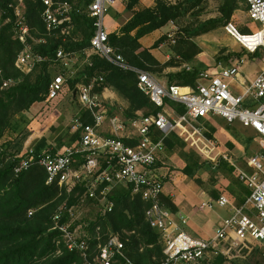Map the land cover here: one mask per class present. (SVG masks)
Segmentation results:
<instances>
[{"label":"built area","instance_id":"2783aa9c","mask_svg":"<svg viewBox=\"0 0 264 264\" xmlns=\"http://www.w3.org/2000/svg\"><path fill=\"white\" fill-rule=\"evenodd\" d=\"M26 0H15L10 7L13 10L14 29L24 50L17 58L16 67L29 74L44 61L41 55L31 50L30 41L44 44L45 38L36 40L26 19ZM122 0H94L88 8V15L94 20V35L91 39L92 51L109 63L138 75V88L150 98L151 102L163 110L157 116H143L127 121L119 115H111L106 90L99 94L96 88L103 81L94 78L88 84H79L75 89L76 100L92 119V124L83 122V116L73 119V126L80 131L77 142L58 151L50 152L35 159L34 150L26 155L15 168L18 176L28 171L36 162L47 174V185H57L70 193L78 185H85L89 199L103 201L116 187L131 188L134 195L148 203L145 213L149 226L161 235L164 245V264H211L216 258L228 257L232 253H241L245 249H257L264 260V67L249 85L241 78V66L220 68L217 73L201 72L203 82L196 88H182L176 85H163L148 72L137 70L128 65L124 57L109 42V32L105 27V18L109 10ZM246 3L248 16L262 25V29L243 36L232 24L226 26L227 32L251 54H255L264 43L258 41L264 35V0H238ZM42 21L46 35L59 31L63 37H70L74 31L73 8L66 2L42 0ZM1 18V15H0ZM8 18L4 24L10 22ZM257 39L255 46L249 39ZM253 46V47H252ZM60 64L49 86L47 101H53L64 91L68 77L78 72V55L67 54L63 49L57 53ZM242 64V63H241ZM190 71L192 68L186 66ZM239 81L242 93L230 89V82ZM12 81L4 83L8 87ZM172 101L185 108L179 114L170 107ZM166 109L171 110V115ZM221 118L229 124L240 123L244 128L252 129L260 137V152L244 160L245 166L220 148L206 135L203 120ZM156 132L162 140H154ZM171 133L176 134L193 152L212 168L220 163L232 167L248 191V197L242 205H236L225 195L219 199L203 203L199 210L219 208L230 212L215 229V235L209 240L194 237L184 231L187 219L173 214L162 205L165 181L155 174L159 156L164 152L163 140ZM134 143V144H131ZM100 192V188L104 185ZM111 211V205L108 207ZM106 213V211L104 212ZM32 214V213H31ZM61 215L55 217L58 221ZM68 250L79 251L85 258V264H133L125 253V245L114 236L105 244H100L96 256L89 259V245L86 240L74 237L69 227L59 226Z\"/></svg>","mask_w":264,"mask_h":264},{"label":"trees","instance_id":"16d2710c","mask_svg":"<svg viewBox=\"0 0 264 264\" xmlns=\"http://www.w3.org/2000/svg\"><path fill=\"white\" fill-rule=\"evenodd\" d=\"M54 1L66 2L72 6L74 31L66 38L59 31L51 36L46 35L41 18L42 0H26V19L31 34L36 40L45 38L46 42L41 44L30 41L31 50L41 55L44 61L36 65L31 73L24 74L16 67L17 58L25 47L18 40L13 25L14 16L10 6L15 0H0V142L8 133L14 134L12 129L17 118L36 104L47 100L54 75L52 69L55 72V67L60 64L57 53L61 49L67 54L78 55L80 61L84 62L82 70L75 76L67 75L66 85L68 84L73 91L79 84H88L94 78H102L103 81L96 88V92L102 94L105 90H110L123 100L126 108L122 118L127 121L138 118L139 114L145 117L162 113L163 110L156 107L138 88V75L135 72L125 71L92 51L94 20L88 15V8L94 0ZM208 1L177 0L170 3L166 0H156L154 7L147 8L141 6V0H123L126 11L131 13L132 17L118 32H109V42L129 66L153 76L167 68L177 67L178 65L173 62L176 59L183 63H191L202 54V50L193 39L226 27L240 9L239 3L243 2L220 0L219 16L195 25V20L204 11ZM8 18L11 21L4 24ZM184 21H187L185 25L182 24ZM170 23L179 26L181 33L172 41L173 60L162 64L150 51L142 49L141 41ZM240 34L252 35L245 31H241ZM163 38L165 37L159 39L155 46L162 42ZM89 53L91 55H88ZM201 72L192 68L190 71L183 69L177 73H170L167 84L196 88L203 82ZM7 81H12V84L5 88L3 85ZM167 103L179 114L186 112L181 105L172 101ZM109 109L110 114L114 115V109L111 107ZM85 113V111L82 113L83 122L85 125L92 124V119ZM209 120H203V123L207 128L206 135L213 140L217 129ZM24 130L20 135L0 144V264H85V258L79 251L68 250L63 233L58 227L68 224L69 211L85 194L87 196V188L85 185H78L67 193L66 189H61L57 185H47L46 171L36 162L28 171L17 176L15 168L26 156L19 157L27 137V134L22 133ZM239 137L241 138L240 135ZM71 138L76 142L79 133ZM154 140L156 142L162 140L160 133L156 132ZM251 141L246 139L243 142L249 144ZM62 146L59 144V148ZM163 146L169 153L182 155L183 174L204 191L205 181L199 176L201 171L209 169L215 171L213 174L215 177L212 175L213 177L209 179L212 184L218 182L219 171L224 167H229L235 172L227 163L222 162L214 169L192 150L190 153H184L186 144L174 133L164 138ZM60 150L57 148L48 150L47 140L42 139L34 149L35 159L48 152L56 154ZM107 185L104 184L99 192ZM209 195L212 200H217L222 194L214 188ZM248 195L246 190V199ZM106 198L108 205H111V211L99 214L94 222L89 223L88 230L91 231V236L88 240L81 239L86 240L89 245L88 258L96 256L100 244H105L110 238L117 236L124 243L125 253L133 264H164L161 235L146 221L148 203L140 196L134 195L131 188L120 185ZM245 198L239 201V205L245 203ZM161 202L173 214L179 213L173 198L162 196ZM58 215L61 216L56 222L54 219ZM254 250L258 252L257 249ZM226 261V257H219L211 264H225Z\"/></svg>","mask_w":264,"mask_h":264},{"label":"rangeland","instance_id":"374dc122","mask_svg":"<svg viewBox=\"0 0 264 264\" xmlns=\"http://www.w3.org/2000/svg\"><path fill=\"white\" fill-rule=\"evenodd\" d=\"M166 1L175 3L177 0ZM219 6L220 0H209L204 11L197 20H195L194 24L196 25L200 21L204 22L209 19L217 18L219 16ZM239 6L240 9L235 13L231 22L237 30L240 33L241 31H245L249 34H254L262 29L260 23L249 18L246 3L240 2ZM116 10L117 6L114 8L112 7L105 18V27L110 33L118 32L130 20L126 22L125 19L123 21V19L120 20L121 18L118 19L114 17V11ZM187 21H184L182 24L185 25ZM119 25L121 26L118 28ZM180 33V27L174 23H170L162 30L145 37L141 41L142 49L150 51L159 62L165 64L170 59L173 60V53L171 50L173 45L172 41L176 39ZM162 37H165L163 41L155 46ZM249 41L253 42L251 43L253 46L257 44V39L251 38ZM258 41L264 43V35L261 39H258ZM193 42L200 47L202 54L197 56L191 63H183L179 59L174 60L173 62L176 63L175 65H178L177 67L167 68L162 73L154 75L159 83L164 82V85L168 86V74H170L168 72L171 71L172 68H180L181 71L185 69L186 66L191 65L193 69L214 74L217 73L220 68H230L240 65L241 78L249 85L256 79L264 67V49L261 48L255 54H251L237 39L227 32L226 27L218 28L209 34L197 38L195 37ZM161 47L163 48L161 49ZM88 55H91V53ZM167 56L170 58L166 60L165 58ZM83 64L84 62L79 60L77 65H74L75 70L81 71ZM53 73L54 69H52V74ZM230 85L232 92L237 94L242 93L243 89L239 81L230 82ZM112 93L114 94V99L108 98L107 100L109 107L114 109V114L123 117L126 104L114 92ZM166 111L171 115L169 112L170 110L166 109ZM82 113V107L78 101L74 99V91L70 89L67 84L64 86V91L57 99L53 101L46 100L41 104H36L30 110L24 112L23 116L17 118L16 124L12 129L14 134L8 133L0 144L20 135L21 131L25 129L22 133H25V135L27 134V137L23 142V150L19 157L28 155L42 139L47 140L48 150L70 147L77 142H74L71 137L76 133L80 134V131H77L73 126V119L77 116H81ZM209 122L217 129V133L213 136L215 143L225 152L229 153L240 165L245 166V159H248L254 153L260 152V137L252 129L244 128L238 122L229 124L221 118L210 119ZM246 139H251V143L248 144L243 142L246 141ZM59 144L63 145L62 148H59ZM190 152L191 149L186 145L184 153ZM240 157L242 158L238 161ZM183 166L184 162L181 154L169 153L167 150H164L159 156L158 166L155 167L154 172L157 170L158 174L163 175L162 177L165 183H172L169 177L172 172H176L177 175L182 178V180L177 182L180 188H177L173 184L170 185L174 190V194L177 195V193L184 192V196L187 199L191 201L196 199L195 204H193L194 207L190 208L189 212L185 213L187 225L184 226V231L194 237L209 240L214 237L215 229L218 224L230 215L229 211L219 208L216 204L213 210H199L200 206L209 200L208 197H211L209 195L210 191L215 188L222 195L231 199L236 205H239V201L245 198L247 189L238 178L236 172L231 171L229 167H224L219 171L218 182L216 184H212L209 181V179L214 176L213 174L215 171L209 169V171L203 170L199 173V176L205 181L204 188L206 191H204L187 176L181 174L183 173ZM108 207L107 198L100 202L87 198L85 194L79 203L74 205L69 211L70 218L67 226L74 234V237L79 240H88L91 236V231L88 230L89 223L94 222L99 214H104V212L108 210ZM74 225L75 228H73ZM226 258L227 261L225 264H264L260 252H256L254 249H245V251L241 253H232L229 255V258Z\"/></svg>","mask_w":264,"mask_h":264},{"label":"crops","instance_id":"0c3cea01","mask_svg":"<svg viewBox=\"0 0 264 264\" xmlns=\"http://www.w3.org/2000/svg\"><path fill=\"white\" fill-rule=\"evenodd\" d=\"M155 5V0H141V6L142 7H147V8H150V7H153ZM117 6V10L114 11L115 12V15L114 17L127 22L130 18H131V14L127 13L125 11V6L123 5V0L120 1L119 3H117L116 5H114V7ZM113 7V8H114ZM121 25L118 26V28L120 27ZM117 28V29H118ZM142 43V42H141ZM164 47V46H163ZM161 47V49L163 48ZM168 58H170L169 56H167L165 59L167 60ZM162 61V60H161ZM189 67H191V65H189ZM180 71V68H172L171 71H169L168 73H177ZM161 84H165L164 82L161 83ZM105 96H106V99L108 100L109 99H114V94L112 93V91L110 90H106V93H105ZM108 102V101H107ZM169 110V109H168ZM171 113V110L169 111ZM157 175H160L157 173V170L155 172ZM181 173V172H179ZM182 175H184L183 173H181ZM160 176H163V175H160ZM185 176V175H184ZM171 179L170 181H172L171 184L175 185L177 188H180L178 187V181L182 180V178H180L176 172H172L171 175L169 176ZM170 183H165V188H164V195L165 197H170V198H173L174 199V204L178 207L179 209V213L181 215H183L184 217H186L185 213L186 212H189L190 208L194 207L193 204H195L196 202V199L195 200H190V199H187L185 196H184V192L182 193H177V195L174 194V190L172 189V187L170 186L171 185ZM177 184V185H176ZM209 198V197H208ZM211 198H209L210 200ZM208 200V201H209ZM192 203H191V202Z\"/></svg>","mask_w":264,"mask_h":264},{"label":"water","instance_id":"95a60500","mask_svg":"<svg viewBox=\"0 0 264 264\" xmlns=\"http://www.w3.org/2000/svg\"><path fill=\"white\" fill-rule=\"evenodd\" d=\"M74 99H76V93L74 92Z\"/></svg>","mask_w":264,"mask_h":264}]
</instances>
